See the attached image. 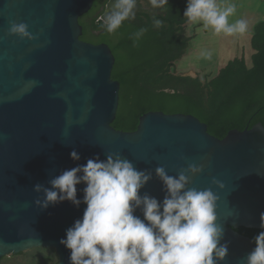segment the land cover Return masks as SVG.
I'll use <instances>...</instances> for the list:
<instances>
[{
	"label": "water",
	"instance_id": "water-1",
	"mask_svg": "<svg viewBox=\"0 0 264 264\" xmlns=\"http://www.w3.org/2000/svg\"><path fill=\"white\" fill-rule=\"evenodd\" d=\"M114 2L105 3L99 20L104 22ZM92 4L0 0V259L46 247L55 250L56 264H71V250L60 240L82 218L86 204L63 201L44 208L45 193L35 186L51 189L50 181L63 171L118 154L151 173L139 195L161 202L166 192L158 167L177 177L189 164L203 166L187 187L211 188L218 196L220 244L228 245L219 264H246L255 243L236 228L264 229V126L233 128L218 138L192 114L148 111L139 116L135 130L115 129L111 122L119 82L111 78L114 55L105 42L80 39L79 17ZM11 22L25 23L28 35H10ZM85 186L77 185L78 199ZM134 215L143 219L140 208Z\"/></svg>",
	"mask_w": 264,
	"mask_h": 264
},
{
	"label": "clouds",
	"instance_id": "clouds-1",
	"mask_svg": "<svg viewBox=\"0 0 264 264\" xmlns=\"http://www.w3.org/2000/svg\"><path fill=\"white\" fill-rule=\"evenodd\" d=\"M150 3L154 8H162L169 0ZM135 7L136 0H115L112 10L102 18L106 31L115 33L125 20L135 19ZM235 11V5H221L217 0H187L184 17L192 23L202 22L206 28L210 26L216 34L243 35L248 21L230 22ZM153 25L161 28L163 21L153 18ZM27 28L25 23L11 22L9 34L26 36ZM146 31H136L132 36L134 42ZM70 156L76 161L80 159L76 151ZM202 171L203 166L189 164L177 177H172L164 167H158L156 174L166 192L161 202L147 194L139 195V190L152 178L150 172L137 170L118 154H109L106 160L97 157L65 170L50 181L51 189L36 185L35 191H44V208L63 201L77 207L86 204L82 218L66 230V239L60 240L71 250V264H219L228 254V245L220 244L223 228L216 223L218 196L211 188L187 187L190 176ZM82 183L86 186L81 200L77 198V185ZM212 183L224 187L215 179ZM137 208L142 210L143 219L134 215ZM261 227L264 228V219ZM254 243L246 264H264V231L254 237Z\"/></svg>",
	"mask_w": 264,
	"mask_h": 264
},
{
	"label": "trees",
	"instance_id": "trees-1",
	"mask_svg": "<svg viewBox=\"0 0 264 264\" xmlns=\"http://www.w3.org/2000/svg\"><path fill=\"white\" fill-rule=\"evenodd\" d=\"M102 1L108 0H94L92 8L79 17L80 39L105 42L114 55L111 78L119 82L118 106L111 122L115 129L135 130L139 116L148 111L192 114L218 138L233 128L242 130L257 122L264 126V19L253 28L250 65L242 55L233 57L215 76L201 80L198 75L171 71L172 64L189 51L194 36L187 35L184 26L187 0H169L162 8L139 0L135 19L125 20L112 34L94 16ZM153 18L162 20L163 26L154 27ZM140 28L147 31L134 42L132 36ZM98 30L103 32L97 34ZM236 231L254 241L264 229L238 227ZM27 252L30 256L21 264L57 263L53 248L35 247Z\"/></svg>",
	"mask_w": 264,
	"mask_h": 264
},
{
	"label": "rangeland",
	"instance_id": "rangeland-1",
	"mask_svg": "<svg viewBox=\"0 0 264 264\" xmlns=\"http://www.w3.org/2000/svg\"><path fill=\"white\" fill-rule=\"evenodd\" d=\"M261 0H217L221 5H235L236 11L233 16L229 18L230 22L237 19H245L248 21V30L243 35H225L224 33L216 34L209 26L205 27L203 23L187 22L185 31L187 35H194L191 41L189 51L183 55L178 61L174 62L171 71L175 74L197 73L201 80L209 79L217 73L219 68L223 67L228 60L237 56H244L247 64L250 65V56L253 53L250 39L253 32L254 25L260 19L264 11V0L262 7L259 2ZM258 9L262 13L258 14ZM257 11V13H256ZM205 53H210V58L205 57ZM26 251V252H25ZM23 251L20 256L6 255L0 259V264H21L30 256Z\"/></svg>",
	"mask_w": 264,
	"mask_h": 264
},
{
	"label": "flooded vegetation",
	"instance_id": "flooded-vegetation-1",
	"mask_svg": "<svg viewBox=\"0 0 264 264\" xmlns=\"http://www.w3.org/2000/svg\"><path fill=\"white\" fill-rule=\"evenodd\" d=\"M138 2H139V0H137V2H136V7L138 6ZM93 3H94V0H93ZM105 3H106V1H102V3H101V5H99V7L94 11V16H95V18H97V21H99L98 20V17L101 15V13H102V11H103V9H104V5H105ZM92 6H93V4H92ZM135 7V9H134V11L137 9ZM92 8V7H91ZM90 8V9H91ZM104 23V22H103ZM101 32H103V30H98V31H96V33L97 34H99V33H101Z\"/></svg>",
	"mask_w": 264,
	"mask_h": 264
},
{
	"label": "crops",
	"instance_id": "crops-1",
	"mask_svg": "<svg viewBox=\"0 0 264 264\" xmlns=\"http://www.w3.org/2000/svg\"><path fill=\"white\" fill-rule=\"evenodd\" d=\"M262 1L263 0H261L260 2H259V4L258 5H260V7H262ZM264 3V2H263ZM256 13H257V11H256ZM259 13H262L261 11H260V9H258V14L257 15H259ZM260 18H262V17H264V11H263V13L261 14V16H259ZM263 19V18H262ZM261 20V19H260ZM259 20V21H260ZM257 23V22H256Z\"/></svg>",
	"mask_w": 264,
	"mask_h": 264
}]
</instances>
